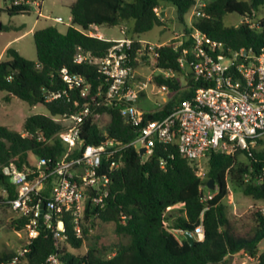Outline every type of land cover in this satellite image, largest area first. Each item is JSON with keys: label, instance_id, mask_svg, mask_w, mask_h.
Listing matches in <instances>:
<instances>
[{"label": "trees", "instance_id": "trees-1", "mask_svg": "<svg viewBox=\"0 0 264 264\" xmlns=\"http://www.w3.org/2000/svg\"><path fill=\"white\" fill-rule=\"evenodd\" d=\"M9 1L4 10L10 15L32 10L31 4ZM165 1L177 6L179 18L184 22L197 0H75L70 8L71 24L65 33L54 25L34 31L36 61L27 59L13 47L6 49V59L0 60V91H7L30 105L44 104L48 114L28 116L23 131L0 124V205H11L10 200L17 196V186L5 173V166L15 163L20 169L35 167L33 155L44 157L48 162L44 167L51 168L66 151L67 144L55 136L64 125L55 117L72 114L88 104L91 114L83 121L81 134L85 144H98L105 138L130 142L137 137L139 127L127 120L121 107L106 104L104 93L98 95L100 87L103 91L107 89L98 64H79L74 59L80 48L98 57L109 51L112 40L87 33L93 25L130 23L126 25V32L138 47L141 34L165 24L161 15ZM205 1V16L194 18L191 29L185 25V37L197 28L229 49L252 47L256 52L264 49V17L259 18L257 26L248 21L264 7V0ZM233 12L247 20L239 25L225 24V15ZM6 28L7 25L0 23V30ZM177 42L174 38L158 49L157 67L183 72L178 58L191 40L176 48ZM131 57L133 64L138 65L140 60L135 59L134 51ZM64 67L87 77L91 85L87 94L79 88H70L63 80ZM155 83L179 91L162 111L146 114L144 123L166 115L178 99L191 97L193 93V89H181L178 76L158 74ZM39 130L47 135L46 141L38 139ZM263 138L252 149V157L241 150L235 154L220 151L209 154L205 182L209 184V180L214 179L212 191H216L217 185L219 190L206 201L203 200L205 190L197 174V162L181 156L176 145L158 144L148 158L143 157L135 146H129L123 151L122 166L110 172V195L105 207L92 205L90 199L87 200L82 235L75 234L69 213L64 214L65 240L56 239L40 216L39 234L24 245L29 248L26 257L15 264H47L52 254H57L64 264H228L227 257L240 252L257 258L256 264H264V248H259L264 241V216L258 208L243 216H230L224 203L230 184L255 201L264 199V188L253 181L246 182L244 178L252 162L258 160L255 163L258 167L264 164ZM162 160L166 162L164 167ZM49 190H43L42 200H47ZM178 204L182 206L177 208ZM170 206L172 208L168 210ZM30 219V216L18 215L12 224L17 230L27 229ZM97 219L115 223L117 232L127 241L100 246L93 240L85 253L71 251L68 245L80 249L85 240L91 239ZM200 223L204 225V239H195L191 244L186 232H193ZM177 229L182 231L181 238L174 232ZM17 255L15 250L0 252V264H12Z\"/></svg>", "mask_w": 264, "mask_h": 264}, {"label": "built area", "instance_id": "built-area-1", "mask_svg": "<svg viewBox=\"0 0 264 264\" xmlns=\"http://www.w3.org/2000/svg\"><path fill=\"white\" fill-rule=\"evenodd\" d=\"M21 2L39 7V14L42 15L43 0H15L16 4ZM205 7V0H197L191 10L193 18L205 16ZM158 13L161 14V11ZM97 28L98 25H93L87 33L104 38ZM123 32V37L112 40L104 56H94L80 48L74 60L79 64H98L107 82V89L103 91L100 87L98 95L104 93L106 104L120 106L125 116H129L128 121L139 127V134L130 142L105 138L98 144H85L81 134L83 121L91 114L88 104L72 114L55 117L64 125L55 136H59L67 148L53 167H44L48 163L44 157L38 158L35 167L20 169L15 163L4 167L5 173L17 186V196L10 203L19 216H30L27 229L31 238L39 234L38 218L43 216L54 237L65 240V213L72 217L75 234L81 236L87 200L90 199L92 205L105 207L106 198L110 195V172L122 166L123 151L129 146H135L138 151L144 148L143 157L148 158L158 144L176 145L181 156L197 162V174L203 181V200L206 201L212 199L219 188L217 185L216 191H212L205 182L207 170L202 160L218 151L235 154L241 150L252 157V149L264 137V49L260 52L252 47L229 49L223 42L193 28L186 37L183 33L175 36L178 39L176 48L191 40L190 45L182 48L178 58L179 67L183 70L178 73L155 65L158 49L167 42L140 40V45L135 47L125 27ZM133 51L137 54L135 59L140 60L138 65L133 64ZM148 63H152L157 72L140 75L137 68ZM158 74L178 76L181 89H193V93L191 97L178 99L166 115L144 123L146 114L162 111L179 91L166 84L157 85L155 76ZM61 77L70 88H79L83 94L90 91L91 85L82 73H72L64 67ZM150 88L165 98L153 107L143 108L140 101L148 99ZM37 135L41 141L48 139L40 130ZM138 144H141L140 149ZM257 161L251 163L244 178L246 182L253 181L264 188V164L258 167L255 165ZM161 163L163 167L166 164L165 160ZM46 188L50 189L49 196L47 200H42L40 196ZM43 202L46 203L44 212L41 208ZM257 208L264 216V199ZM193 234L197 240L204 239L203 223L195 227ZM28 249L22 248L12 264L25 258ZM47 264L64 263L57 254H52Z\"/></svg>", "mask_w": 264, "mask_h": 264}, {"label": "rangeland", "instance_id": "rangeland-1", "mask_svg": "<svg viewBox=\"0 0 264 264\" xmlns=\"http://www.w3.org/2000/svg\"><path fill=\"white\" fill-rule=\"evenodd\" d=\"M75 0H43L41 7L42 15L39 14V7L32 6L29 13L10 15L4 8L10 4L9 0H0V23L7 25V28L0 30V59H6V49L13 47L17 49L24 57L30 60H37V50L33 33L37 29L45 28L51 25L56 26L60 32L65 33L71 24V5ZM163 11L166 12L163 20L164 25L155 26L153 29L140 35V40L151 41L154 43L170 42L176 35H182L185 25L191 29L194 20L192 12L185 16L182 22L179 18L178 8L172 2H163ZM264 17V7L257 12L253 19L248 21L252 26L258 25L259 18ZM58 18H61L60 20ZM244 20V16L237 12L228 13L224 17L227 25H239ZM130 23H121L115 26L98 25L97 30L102 33L104 39H117L124 36L123 27ZM19 37V38H15ZM14 39V40H13ZM12 40L9 44L8 41ZM7 44V46H6ZM6 46V47H5ZM140 75H151L157 72L152 63L142 64L137 68ZM185 83V80H183ZM9 96V97H8ZM165 96L157 95L148 90V99H141V107H153L159 100ZM36 113L48 114V109L44 104L30 105L21 98L9 95L7 91H0V124L7 127L23 131L26 118ZM264 139V138H263ZM257 146V145H256ZM141 148V144L137 146ZM245 156V155H243ZM35 163L38 158L32 155ZM202 165L207 170L208 159L202 160ZM5 194V191H4ZM230 216H243L251 210L257 208L259 201H255L248 195H245L240 188L235 189L232 184L229 185V192L224 199ZM182 204H178L177 208ZM18 216L15 209L9 204L0 205V252L15 250L19 252L30 240L31 234L28 229L17 230L12 224V220ZM175 234L181 238L182 231L174 230ZM96 240L100 246L127 241V238L119 234L116 230V224L113 222H104L97 219V225L91 230V239L85 240L82 248L74 249L68 245V248L78 254L85 253L90 242ZM260 250L264 248V241L259 245ZM228 264H256L257 258L240 252L227 257Z\"/></svg>", "mask_w": 264, "mask_h": 264}, {"label": "water", "instance_id": "water-1", "mask_svg": "<svg viewBox=\"0 0 264 264\" xmlns=\"http://www.w3.org/2000/svg\"><path fill=\"white\" fill-rule=\"evenodd\" d=\"M126 118H127V120H128V119H129V116L127 115ZM144 152H145V149H144V148H141V149L139 150V153H140L142 156H143ZM208 186H209L211 189H213V188L215 187V180H214V179H210V180H209V184H208ZM45 206H46V203L43 202V203H42V206H41V208H42V212H44V210H45ZM186 235H187V237H188V239H189V242H190L191 244H193L194 241H195V238H194V234H193V232L187 231V232H186Z\"/></svg>", "mask_w": 264, "mask_h": 264}, {"label": "crops", "instance_id": "crops-1", "mask_svg": "<svg viewBox=\"0 0 264 264\" xmlns=\"http://www.w3.org/2000/svg\"><path fill=\"white\" fill-rule=\"evenodd\" d=\"M166 15V12L165 11H163L162 10V17L164 18V16ZM59 20L61 19V18H58ZM15 38H19V37H15ZM14 40V39H13ZM12 40H10V41H8V43L7 44H9L10 42H11ZM7 44H6V46H7ZM5 46V47H6ZM6 51V50H5ZM1 58V57H0ZM1 60V59H0ZM178 230V229H177Z\"/></svg>", "mask_w": 264, "mask_h": 264}]
</instances>
